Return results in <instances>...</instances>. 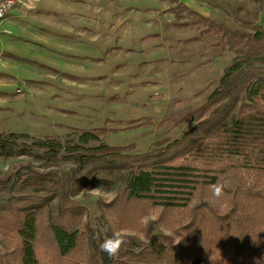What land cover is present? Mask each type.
I'll use <instances>...</instances> for the list:
<instances>
[{
    "label": "trees",
    "instance_id": "1",
    "mask_svg": "<svg viewBox=\"0 0 264 264\" xmlns=\"http://www.w3.org/2000/svg\"><path fill=\"white\" fill-rule=\"evenodd\" d=\"M186 8L235 55L206 100L184 116L193 124L179 137L132 153L133 145L107 143L99 128L66 140L0 132V156L39 163L0 175L6 264H264V27L231 29ZM230 175L235 187L226 185ZM214 185L223 189L219 197ZM87 186L119 188L104 203V222L70 204ZM60 196L68 200L55 211ZM158 207L175 236L149 231L137 243L122 234L141 230ZM113 233L126 240L116 258L99 247Z\"/></svg>",
    "mask_w": 264,
    "mask_h": 264
},
{
    "label": "rangeland",
    "instance_id": "2",
    "mask_svg": "<svg viewBox=\"0 0 264 264\" xmlns=\"http://www.w3.org/2000/svg\"><path fill=\"white\" fill-rule=\"evenodd\" d=\"M24 1L19 22L0 30V132L66 140L99 128L107 143L133 145L132 153L189 128L193 120L184 116L206 100L235 55L186 6L231 29L256 24L254 6L243 0H211L218 10L197 0ZM27 162L39 164L0 156V175ZM225 182L235 187L237 180L230 175ZM118 191L87 186L70 204L104 222V203ZM63 200L54 201L55 211ZM160 214L158 207L143 217L141 230L122 234L137 243H146L149 231L175 236ZM9 248L0 229L1 264Z\"/></svg>",
    "mask_w": 264,
    "mask_h": 264
},
{
    "label": "crops",
    "instance_id": "3",
    "mask_svg": "<svg viewBox=\"0 0 264 264\" xmlns=\"http://www.w3.org/2000/svg\"><path fill=\"white\" fill-rule=\"evenodd\" d=\"M196 2L198 4H202L204 8H207L209 10H214V8L217 10L222 9V7L219 6L218 4H214V5L211 4L212 3L211 0H197ZM23 3H26V2L22 0L20 3L16 5V7L13 9L12 12H10L5 18L0 20V30L2 26L3 30L8 31L10 29H8L7 26L19 22V18L22 17L23 13L25 12L24 5L26 4H23ZM248 4L254 6L252 8L254 9V14L256 16L255 17L256 24H259L264 27V8L261 7L260 2L258 0H243V6L248 5ZM244 11H246V7H244ZM225 14L228 15L229 13L227 14L226 12Z\"/></svg>",
    "mask_w": 264,
    "mask_h": 264
},
{
    "label": "clouds",
    "instance_id": "4",
    "mask_svg": "<svg viewBox=\"0 0 264 264\" xmlns=\"http://www.w3.org/2000/svg\"><path fill=\"white\" fill-rule=\"evenodd\" d=\"M214 188V195L219 197L222 194V187L219 186H213ZM126 243V240L122 238L117 233H113L111 236H108L104 240L101 241L99 247L102 252L106 253L110 258H116L124 244Z\"/></svg>",
    "mask_w": 264,
    "mask_h": 264
},
{
    "label": "built area",
    "instance_id": "5",
    "mask_svg": "<svg viewBox=\"0 0 264 264\" xmlns=\"http://www.w3.org/2000/svg\"><path fill=\"white\" fill-rule=\"evenodd\" d=\"M22 0H0V20L5 18Z\"/></svg>",
    "mask_w": 264,
    "mask_h": 264
}]
</instances>
